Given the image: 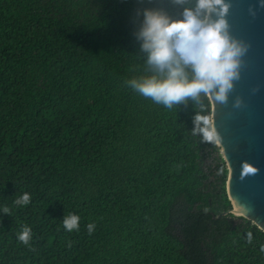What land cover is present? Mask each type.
Segmentation results:
<instances>
[{"label": "trees", "instance_id": "obj_1", "mask_svg": "<svg viewBox=\"0 0 264 264\" xmlns=\"http://www.w3.org/2000/svg\"><path fill=\"white\" fill-rule=\"evenodd\" d=\"M191 6L0 0V264H264V233L228 213L208 96L167 108L125 84L147 74L144 9Z\"/></svg>", "mask_w": 264, "mask_h": 264}, {"label": "clouds", "instance_id": "obj_2", "mask_svg": "<svg viewBox=\"0 0 264 264\" xmlns=\"http://www.w3.org/2000/svg\"><path fill=\"white\" fill-rule=\"evenodd\" d=\"M229 8V0H193V6L185 7L179 18L161 10L144 9L135 35L145 54L147 74L126 80V86L167 108L189 99L198 100L202 94L211 95L217 103H226L234 82L240 78L242 58L248 49L245 41L230 32ZM241 103L237 97L234 105ZM30 200V194L25 192L15 204L27 205ZM62 223L66 231H78L80 216L70 213ZM86 227L91 233L96 225L88 223ZM248 238L252 239L250 233ZM18 239L28 245L31 228L24 227Z\"/></svg>", "mask_w": 264, "mask_h": 264}, {"label": "water", "instance_id": "obj_3", "mask_svg": "<svg viewBox=\"0 0 264 264\" xmlns=\"http://www.w3.org/2000/svg\"><path fill=\"white\" fill-rule=\"evenodd\" d=\"M229 3L230 32L245 41L248 49L228 101L217 103L207 95L210 126L228 171L226 193L232 205L228 213L250 221L264 233V3ZM237 97L242 100L240 106L234 105Z\"/></svg>", "mask_w": 264, "mask_h": 264}]
</instances>
